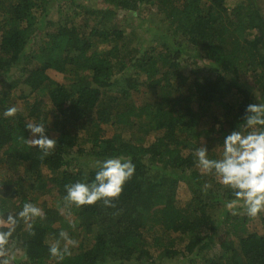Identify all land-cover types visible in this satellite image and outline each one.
I'll list each match as a JSON object with an SVG mask.
<instances>
[{
	"label": "trees",
	"instance_id": "1",
	"mask_svg": "<svg viewBox=\"0 0 264 264\" xmlns=\"http://www.w3.org/2000/svg\"><path fill=\"white\" fill-rule=\"evenodd\" d=\"M96 1L0 0V264H264V212L228 209L232 190L196 156L221 159L227 134L252 131L242 121L264 103V0ZM29 123L57 141L49 155L27 142ZM114 157L135 173L110 206L65 200ZM26 203L42 215L20 217Z\"/></svg>",
	"mask_w": 264,
	"mask_h": 264
},
{
	"label": "clouds",
	"instance_id": "2",
	"mask_svg": "<svg viewBox=\"0 0 264 264\" xmlns=\"http://www.w3.org/2000/svg\"><path fill=\"white\" fill-rule=\"evenodd\" d=\"M17 112L15 107H9L4 115L12 117ZM242 126L252 129L247 134L237 127L223 139V156L221 159H209V150L199 147L196 150L198 165L205 172H212L219 182L230 188L235 199L227 202L228 209H235L240 202L246 214L256 217L264 212V103L249 104L243 116ZM31 135L27 142L37 146L42 157L56 147L57 141L47 135V126L42 123H29L25 126ZM98 171L91 183L77 182L66 186L65 200L76 206L93 205L103 200L106 206L119 198L125 183L135 173V165L130 158H107L97 164ZM20 217L32 218L42 215L41 209L31 203L24 204L18 214ZM7 222L14 226L16 219L7 217ZM8 233L0 234V243H4ZM67 244L74 245L67 233H61ZM50 254L59 259L70 254L65 247L61 250L59 241L50 249Z\"/></svg>",
	"mask_w": 264,
	"mask_h": 264
},
{
	"label": "rangeland",
	"instance_id": "3",
	"mask_svg": "<svg viewBox=\"0 0 264 264\" xmlns=\"http://www.w3.org/2000/svg\"><path fill=\"white\" fill-rule=\"evenodd\" d=\"M239 1L240 0H228L226 6L228 8H232ZM76 3L80 4V5H84L86 7H93L94 8V7L97 6L98 2L96 0H76ZM58 7H59V4H57V2H53L52 6L50 8V11L52 12L51 13V18L53 20H56V18H57V8ZM124 16H125V13H123L122 11H118L117 21L122 20V18H124ZM133 20L135 21V18ZM138 25H139L138 22H133V23L131 22V26H133V27H138ZM128 31L129 30H127V32ZM149 35L150 34H147V37H149ZM187 68H188V66H187ZM188 70H189V68H188ZM48 75H49V77L51 79H53L54 81H56L58 83L65 84L67 82V76L66 75H62V74L54 73V72H48ZM141 100H142V95H141L140 101ZM21 106H22V103H21ZM3 172H4V168L1 166V163H0V174L3 173ZM189 197H190V195H189L186 187L185 186H180V188L177 191V199H178V201H180L181 204L186 203L187 200L189 199ZM254 225H255V223H254Z\"/></svg>",
	"mask_w": 264,
	"mask_h": 264
}]
</instances>
